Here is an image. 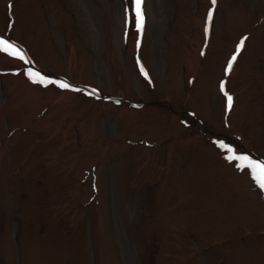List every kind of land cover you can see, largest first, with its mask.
<instances>
[{
	"label": "rangeland",
	"instance_id": "1",
	"mask_svg": "<svg viewBox=\"0 0 264 264\" xmlns=\"http://www.w3.org/2000/svg\"><path fill=\"white\" fill-rule=\"evenodd\" d=\"M143 9L0 0V264H264V0Z\"/></svg>",
	"mask_w": 264,
	"mask_h": 264
},
{
	"label": "snow or ice",
	"instance_id": "2",
	"mask_svg": "<svg viewBox=\"0 0 264 264\" xmlns=\"http://www.w3.org/2000/svg\"><path fill=\"white\" fill-rule=\"evenodd\" d=\"M211 3L214 6L216 4V0H211ZM142 5H143V0H134L135 26L138 31H142L143 25H144ZM207 19L208 21L212 20L211 11H209ZM240 47H243V41H241ZM0 51L9 53L10 55L18 56L19 59L21 60L24 59V56L19 52V50L15 49L12 44H10L8 41L4 39H0ZM235 60H236V56L234 55L232 57V61L229 62L226 71H230L232 69V62H234ZM141 71L143 73V69H141ZM144 74L145 76L147 75L146 73ZM59 86L61 88L70 87L66 83H61ZM221 90L222 91L224 90L223 84L221 85ZM225 95H226V100H227V107L228 109H231L233 98L230 95H227V93H225ZM233 159H236V157H233ZM239 159L248 161V163L245 166L251 169L252 174H253V179L258 183V186L260 187V189L264 191V162L255 163V162L248 160L247 157H240Z\"/></svg>",
	"mask_w": 264,
	"mask_h": 264
}]
</instances>
